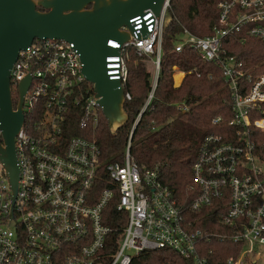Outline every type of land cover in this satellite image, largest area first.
<instances>
[{"label": "built area", "instance_id": "obj_1", "mask_svg": "<svg viewBox=\"0 0 264 264\" xmlns=\"http://www.w3.org/2000/svg\"><path fill=\"white\" fill-rule=\"evenodd\" d=\"M169 7L165 0L159 15L147 9L131 19L128 41H108L118 53L106 57L107 75L123 89L130 49L137 57L149 56L155 67L152 92L133 123L121 162L106 161L93 138L66 134L74 109L83 115L81 128L87 120L96 125L101 110L74 44L35 38L18 52L10 70L14 108L19 84L28 76L30 83L23 95L24 120L14 137L15 192L0 159V264H131L140 253L159 250L211 264L201 246L209 238L243 244L236 257L219 264L260 259L255 248L264 247V159L252 133L264 132V70L248 66L228 45L264 42V0H221L210 34L199 37L183 29L175 42L176 51L187 45L201 60L219 65L229 91L233 131L203 137L191 168L198 194L189 208L199 211L218 201L220 210L225 198L219 223L232 227L230 233L195 227L159 170L138 165L129 153L132 131L156 85ZM220 121L218 116L211 123Z\"/></svg>", "mask_w": 264, "mask_h": 264}, {"label": "trees", "instance_id": "obj_2", "mask_svg": "<svg viewBox=\"0 0 264 264\" xmlns=\"http://www.w3.org/2000/svg\"><path fill=\"white\" fill-rule=\"evenodd\" d=\"M219 1L170 0L168 12L171 20L163 31L156 85L149 104L132 131L129 153L138 165L159 170L162 183L170 188L178 206L187 218L194 221L195 227L209 232L230 233L232 227L219 223V214L227 207L225 198L221 201L224 206L220 210L217 209L218 201L199 211H191L189 208L198 194L191 168L203 137L211 132L223 134L233 131V126L229 125V91L223 82L219 65L201 60L197 52L187 45L181 51L175 50L176 37L183 29L199 37L210 34L211 27L217 22ZM231 43L228 49L232 54L248 66L260 63L264 70V42L248 39L244 44ZM143 58L137 57L130 49L124 86V92L130 98H125L123 103L128 120L115 131H111L101 110L98 123L92 126L87 120L86 128H81L83 115L79 108L74 109L68 118L70 130L66 134L93 138L106 161L123 160L133 123L152 92L155 67L150 59V66L153 67L150 70L141 61ZM174 66L185 72L178 86L173 84ZM184 105L189 107L188 111L182 110ZM218 116L221 121L212 124V119ZM252 134L257 150L264 159V132L254 130ZM201 246L203 255L210 263L219 264L228 257H236L243 244L229 238L223 241L209 238ZM165 262L194 264L168 250L142 252L133 257L131 264Z\"/></svg>", "mask_w": 264, "mask_h": 264}, {"label": "water", "instance_id": "obj_3", "mask_svg": "<svg viewBox=\"0 0 264 264\" xmlns=\"http://www.w3.org/2000/svg\"><path fill=\"white\" fill-rule=\"evenodd\" d=\"M165 0H0V159L16 190L18 168L14 137L24 120L23 95L30 77L19 84L18 102L13 106L10 70L18 52L35 38L62 39L74 44L83 63L82 73L93 84L94 94L111 131L128 120L124 110V89L119 80L110 79L106 57L118 49L110 39L123 43L133 30L131 19L147 9L160 14ZM91 5L90 8H87ZM41 6L44 10L37 9ZM171 20L165 14L164 26ZM128 30H121V27Z\"/></svg>", "mask_w": 264, "mask_h": 264}, {"label": "rangeland", "instance_id": "obj_4", "mask_svg": "<svg viewBox=\"0 0 264 264\" xmlns=\"http://www.w3.org/2000/svg\"><path fill=\"white\" fill-rule=\"evenodd\" d=\"M141 61H142L144 64H146L150 70L153 69V67L150 66V62H151V61H150L149 56H144V58H143ZM256 64H257V65H260V67H261V69H262V66H261L260 63H256ZM154 73H155V70H154ZM173 75H174V74H173ZM173 78H174V82H173L174 86H178L179 83H181L180 81H181L182 76L180 77L179 74H175V75L173 76ZM179 79H180V80H179ZM177 80H179V81L176 83ZM256 251H259V253L261 254V257H260L259 260L255 261V264H264V247L255 248V252H256ZM253 258H254V257L251 256V257H250V261H253V260H252Z\"/></svg>", "mask_w": 264, "mask_h": 264}, {"label": "flooded vegetation", "instance_id": "obj_5", "mask_svg": "<svg viewBox=\"0 0 264 264\" xmlns=\"http://www.w3.org/2000/svg\"><path fill=\"white\" fill-rule=\"evenodd\" d=\"M36 1H40V0H36ZM90 7H91V5H88V6H87V8H90ZM37 9H39V10H41V11L44 10L41 6H37Z\"/></svg>", "mask_w": 264, "mask_h": 264}, {"label": "crops", "instance_id": "obj_6", "mask_svg": "<svg viewBox=\"0 0 264 264\" xmlns=\"http://www.w3.org/2000/svg\"><path fill=\"white\" fill-rule=\"evenodd\" d=\"M178 73H181L182 75H183V72L182 71H179V70H175V72H174V75L175 74H178ZM184 76V75H183ZM183 76H182V78H183ZM182 78H181V80H182ZM181 82V81H180Z\"/></svg>", "mask_w": 264, "mask_h": 264}, {"label": "bare ground", "instance_id": "obj_7", "mask_svg": "<svg viewBox=\"0 0 264 264\" xmlns=\"http://www.w3.org/2000/svg\"><path fill=\"white\" fill-rule=\"evenodd\" d=\"M178 74L180 75V77L183 76L181 73H178ZM173 76H174V75H173Z\"/></svg>", "mask_w": 264, "mask_h": 264}]
</instances>
